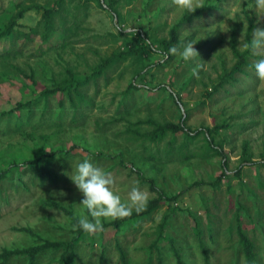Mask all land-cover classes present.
Segmentation results:
<instances>
[{"label": "rangeland", "instance_id": "obj_1", "mask_svg": "<svg viewBox=\"0 0 264 264\" xmlns=\"http://www.w3.org/2000/svg\"><path fill=\"white\" fill-rule=\"evenodd\" d=\"M85 1L55 6L54 25L67 35L57 43L38 24L55 0H0V32L15 20L13 30L29 35L0 39V253L75 240L73 264H100L102 253L101 264H122L118 249L128 264H158L159 256L162 264H178L171 247L183 264H205V258L247 264L238 213L253 242L252 264H264V80L253 68L264 55L243 47L255 27H264V14L254 0H204L195 17L172 0H88L84 13ZM22 7L31 8L16 18ZM188 40L197 42L199 58L185 62L168 54ZM142 46L140 60L132 53L120 64L109 62L96 85L89 82L79 108L57 89L62 79L83 81L112 54ZM197 65L198 78L192 75ZM25 103L32 113L16 110ZM154 123L189 129L188 147L197 153L205 144L196 133L209 129L216 147L204 157L168 161L166 143L191 136L178 131L149 142L143 134ZM89 157L113 175L122 199L137 181L155 194L150 200L183 194L163 200L149 218L116 226L105 221L96 235L74 230L83 197L70 176ZM195 182L201 185L189 188ZM172 207L179 210L171 214ZM165 215L157 252L151 244ZM54 249L42 248L37 264H69V254ZM6 264L26 263L13 255Z\"/></svg>", "mask_w": 264, "mask_h": 264}, {"label": "trees", "instance_id": "obj_2", "mask_svg": "<svg viewBox=\"0 0 264 264\" xmlns=\"http://www.w3.org/2000/svg\"><path fill=\"white\" fill-rule=\"evenodd\" d=\"M71 0H69L70 2ZM98 1V0H97ZM55 5L51 10H45L42 14V20L39 21V25L42 24L45 32L42 34H46L48 31H52L51 33L56 34L55 37V41L57 43H64L67 35L65 34V30L64 28L61 29V31L56 28V25H54V20L58 17V15L60 14V12L55 8L56 7H60L62 8L65 0H55ZM87 3L88 0L85 1L82 5L83 7V12L86 13L87 12ZM20 4H18L16 6V8H20ZM31 7H25V8H21L17 15L16 18H22L23 14L25 12H27L28 10H30ZM78 9V6H75L74 9ZM110 9H112L111 7H109ZM205 10V7L197 9L194 13H191V17H195V16H199L201 15L202 11ZM112 13H114V10H111ZM62 18L60 17V20ZM190 20V19H188ZM13 24H9L8 26L5 27V29L0 32V39H2L3 37H11V39H21L24 38V36L29 37V35H25V33L21 32V31H16L13 30V26L16 24L15 20L13 21ZM64 24V22H63ZM14 34L17 35V37H14ZM36 36V35H35ZM41 36V35H40ZM44 39L46 37L42 36ZM12 47H14L13 45H11ZM11 47V48H12ZM146 48L144 46L142 47H135L132 48L131 51H126L123 53H114L111 55V57H109V59L102 61V63H99L98 65H96L95 67H93L92 69V73L90 76H88L85 80L83 81H74V79H70V78H64L61 80V82L59 83V86L57 87L58 90H61L63 93H65L67 100L71 103L73 108H79L77 107V103H81L82 101H84V96L87 94L88 92V86H89V82L93 81L94 84L96 85V80L97 78H99L100 76H103L106 70V65L111 62L112 60H116L117 63H121L123 60L126 59V57H128L130 54H134L135 58H137L138 60H140L143 57V54L146 53L144 51ZM72 78V77H71ZM94 94L96 95V92H94ZM27 109L29 112H31V108H32V103H25V104H21L19 105L16 110L19 109ZM15 110V111H16ZM32 113V112H31ZM18 124H20V120L18 121ZM154 126L146 133L143 134V139L149 141V142H153L155 144H158L159 142H161L162 140H164L166 137H168L169 135L171 136H176L178 131H183L181 128L176 127V125L172 124V123H163V124H158V123H154ZM221 127H216V129L218 130ZM101 131V129H99ZM204 132H200L198 131L196 134L197 135H202L203 136V141H204V147L202 149L203 152L201 153H197L195 150L189 149L188 144H193L194 142V137H192L190 135V131L189 129H184V133L185 135H189L191 137L190 140L188 142V138L185 136V141H183V143L179 144V145H175L172 141H168L166 143V156L168 158V161H172L170 158H175L176 160H188L191 158H196V157H204V154L206 151L208 150H214V142L213 139L209 138L208 134L211 133L209 129H203ZM221 148V147H219ZM217 152V151H216ZM3 175H0V178H2ZM209 184V183H208ZM152 185V184H151ZM201 185V183H194V185H192L189 188H194V187H199ZM186 192V191H184ZM183 193L178 194L177 197H172L173 199H171L170 197H168L167 195H165L164 193H159L158 198H154L152 200L149 201L147 208L145 211L137 214L136 212H133L132 215L129 218L123 219L122 220V224H127L130 221H136L139 219H144V218H149L152 213H154L156 210H158V208H160L163 205V200H172V201H176L177 198H180V196H182ZM51 207H58V205L56 204H51ZM179 210L178 207H172L171 208V214H175L177 211ZM191 217L193 218V220L195 221V227H196V234L198 236H200V230L198 229V219L195 218L191 213H190ZM169 215H165L160 224L158 225V237L153 241V243L151 244V248L156 250L157 252H159L158 249V243L159 241L163 238V234L162 231L165 228L166 222H167V218ZM236 218V222H237V236H238V241L239 244L241 246V250L242 253L244 255L245 261L247 264H252L253 259H254V246H253V242L245 235V233L242 231L241 228V224H240V215L237 213L235 215ZM77 220H75L76 222ZM113 225L116 226L117 222H113ZM30 233V231H28ZM39 240H41L40 238H38ZM76 239V238H75ZM75 240H70V241H61V242H57V243H44V246H34L31 248H27V249H23V250H16V251H3L2 253H0V264H6V262L13 256V255H18L24 258L25 263L26 264H37L36 262V257L39 254L40 250L42 248H45L47 245H50L51 247H54L55 251L59 250L60 248L64 251L67 252L69 254V258H68V262L69 264H73V258H74V245H76L74 243ZM119 248V246H118ZM172 251L177 259V263L178 264H183V262L181 261L176 249H174L173 247ZM119 250V257L121 260L122 264H128L127 263V257H126V253L123 252L121 249ZM104 257H103V253L100 255V264L104 262ZM205 264H207V258L204 259ZM158 264H162L161 262V256H159V263Z\"/></svg>", "mask_w": 264, "mask_h": 264}, {"label": "clouds", "instance_id": "obj_3", "mask_svg": "<svg viewBox=\"0 0 264 264\" xmlns=\"http://www.w3.org/2000/svg\"><path fill=\"white\" fill-rule=\"evenodd\" d=\"M172 4L180 11L188 14L203 8L204 0H172ZM258 12L264 14V0H254ZM197 42L188 40L182 48L173 46L169 49L171 55H179L185 62L199 58V52L194 45ZM246 50L253 55H264V27H255L250 42L243 44ZM192 69V75L198 78V68ZM255 75L259 80H264V59L256 61L253 65ZM74 172L70 176L72 183L82 194L83 199L79 206V214L74 230H81L88 235H96L105 231L104 222L108 223L129 218L133 212L137 214L146 210L154 193L139 186L135 182L122 199L120 190L116 187L113 175L103 168L95 165L91 157L76 162Z\"/></svg>", "mask_w": 264, "mask_h": 264}]
</instances>
